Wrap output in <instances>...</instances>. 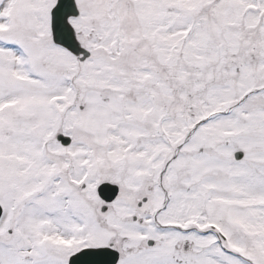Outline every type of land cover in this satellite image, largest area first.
<instances>
[{
    "label": "snow or ice",
    "instance_id": "snow-or-ice-1",
    "mask_svg": "<svg viewBox=\"0 0 264 264\" xmlns=\"http://www.w3.org/2000/svg\"><path fill=\"white\" fill-rule=\"evenodd\" d=\"M0 264H264V0H0Z\"/></svg>",
    "mask_w": 264,
    "mask_h": 264
}]
</instances>
